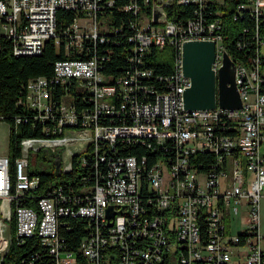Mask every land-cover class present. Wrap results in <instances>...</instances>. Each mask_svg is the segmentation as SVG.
<instances>
[{"label":"built area","instance_id":"built-area-1","mask_svg":"<svg viewBox=\"0 0 264 264\" xmlns=\"http://www.w3.org/2000/svg\"><path fill=\"white\" fill-rule=\"evenodd\" d=\"M149 1L154 2L128 0L123 6L139 14L128 38L133 65L112 78L102 73L96 50L108 32L97 15L114 0H0V36L11 40L15 56L38 55L49 39L57 46L61 41L66 53L93 52L87 58L55 61L53 76L29 79L18 99L19 105L34 112V121L42 124L46 136L20 140L14 182L8 152L0 156V263L12 243L35 238L54 256V264H157L166 255L176 264H264V236L259 232L264 191V0H242L236 7L234 21L246 14L254 22L250 41L254 48L247 60L232 59L223 42L226 10L221 7L231 0H172L170 7H197L184 26L171 13L153 24L152 11L141 10ZM210 4L219 8L211 20L203 14ZM60 9L78 13L61 36L56 24ZM191 40L214 42L216 72L225 52L235 63V78H243L240 109L184 108L183 92L190 81L180 69V58L182 44ZM168 44L177 52L172 73L159 78L167 89L157 91L142 83L152 71L142 67L139 57L150 46ZM56 86L62 89L59 102L53 99ZM71 86L88 92L87 106L77 108ZM121 114L129 123L104 122ZM20 121L14 120V130ZM148 139L162 149L151 165L146 155L116 156L118 143L144 144ZM51 149L58 152L61 173L72 170L74 159L86 165L91 158L96 166L106 164L107 171L96 170L101 180L86 196L71 197L58 188L33 198V205L23 204L25 198L32 200L40 183L38 175L29 173L43 168L42 155L36 153ZM199 152L212 156L208 171L202 169L204 162L191 160ZM239 206L244 227L232 236L231 210L237 214ZM108 207L114 212L111 219L106 216ZM64 216L85 218L92 229L80 245L83 263L60 238Z\"/></svg>","mask_w":264,"mask_h":264},{"label":"trees","instance_id":"trees-1","mask_svg":"<svg viewBox=\"0 0 264 264\" xmlns=\"http://www.w3.org/2000/svg\"><path fill=\"white\" fill-rule=\"evenodd\" d=\"M143 0H138L142 5ZM235 1V2H234ZM242 0H233L229 6H222V9L230 10L227 12L229 15L223 17V42L226 47L227 53L232 59L247 60L249 55L253 52L254 46L250 41L253 36L254 22L246 14L238 16L234 21L236 7ZM128 0H114V3L107 7L103 12L97 15V20L108 29L105 33L103 42H97V56L102 59L101 71L106 76L112 78L119 77L125 73L128 65L131 63L133 56V44L128 40L129 36L133 33L131 23L137 19L138 15L133 14L131 11L124 10L123 6ZM152 1L149 5L142 6L141 10L147 14H151ZM235 7V9H234ZM197 7L193 4H183L165 8L173 15L175 21L184 26L186 21L196 14ZM219 9L214 4H210L208 8L204 9L203 14L208 16V19L215 15V11ZM230 12V13H229ZM78 13L69 10L60 9L56 14L57 31L61 36V31L67 28L73 18ZM227 17V18H226ZM230 18V19H229ZM261 33L264 34V27L261 28ZM237 42H245L246 47L238 46ZM11 40L0 36V116L2 120L10 125L8 134V155L10 158V175L12 181L15 180V166L14 161L20 154V140L30 137L46 136L42 131V124L34 121V112L26 109L18 104V99L25 94V86L29 79L35 77H45L50 79L53 76V65L57 60L73 59V58H87L93 52L88 53H66L63 43L57 46L54 39H49L42 52L36 56H15L12 53ZM251 45V46H250ZM107 50H111L107 52ZM176 48L173 45H166L163 48L150 46L144 54L139 57L142 67L152 71L151 76L142 80L143 84H148L157 91L167 89L165 82L160 81L159 78H164L172 73L173 61L176 55ZM106 55L107 57H104ZM130 65H133L131 63ZM114 80L111 79L110 82ZM264 91V85H262ZM53 99L59 102L62 89L59 86L53 88ZM70 92L74 96V101L77 103L78 109L88 105V92L75 91L74 87H70ZM141 98L143 95L140 96ZM125 115V114H124ZM123 114L116 116L113 120L107 118L105 123L113 122L115 124L129 123V117ZM21 118L20 123L16 129H13L14 120ZM45 124V123H44ZM152 143V147L148 148V144ZM123 144V145H122ZM156 145L151 139L145 140V143L135 142L130 144L118 143L115 147L116 156L134 155L140 157L146 155L148 166L151 165L155 159L161 155L162 149L156 147V151H151ZM48 151H39L35 156L42 155V161L45 164L41 169L29 170L30 174L39 176V185L34 190L32 200L24 199L23 204L33 205V198L45 195L52 189L61 188L62 193L69 194L71 197L80 198L89 194L90 189L93 188L98 180L96 170L103 174L107 171V166L104 163H99L97 166L94 161L89 159L86 165L78 163V159H74L73 168L70 172L55 174L56 157L49 155L46 156ZM50 154V153H49ZM193 161H202L204 166L202 169L208 171L207 163L211 162L212 156L199 152ZM104 164V165H103ZM198 165H196L197 167ZM148 197H153L151 192H145ZM21 201V202H22ZM205 226H203V230ZM92 229L89 226L87 219L73 216H64L59 222V235L64 242L65 248L73 251L78 260L82 263L84 259L79 253L81 242L84 238L91 234ZM205 241L207 236L204 235ZM42 262V263H41ZM54 256H52L48 249L45 248L40 242H36L35 238L26 239L22 244L12 243L8 251L4 254L0 264H54ZM171 259L166 255L163 260L157 264H170ZM224 264V263H220Z\"/></svg>","mask_w":264,"mask_h":264},{"label":"water","instance_id":"water-1","mask_svg":"<svg viewBox=\"0 0 264 264\" xmlns=\"http://www.w3.org/2000/svg\"><path fill=\"white\" fill-rule=\"evenodd\" d=\"M172 0H154L152 4V22L157 25L166 17L165 7ZM182 71L190 81L183 92L184 108L188 111L212 110L216 106L235 110L241 108V98L236 89L235 63L225 52L223 64L217 70L212 68L215 44L211 40H191L182 44ZM36 56V55H25ZM55 174L59 175V157L55 154ZM114 215L112 207L106 209L107 219ZM111 225V222L109 223Z\"/></svg>","mask_w":264,"mask_h":264},{"label":"rangeland","instance_id":"rangeland-1","mask_svg":"<svg viewBox=\"0 0 264 264\" xmlns=\"http://www.w3.org/2000/svg\"><path fill=\"white\" fill-rule=\"evenodd\" d=\"M171 8V7H168ZM166 11V14L169 15L170 13ZM98 28V27H97ZM8 126L6 125V123H0V156H4L7 154L8 152ZM50 153V154H49ZM57 153V151H55L54 149L48 150V152H46V156L49 157V155H52L55 157V154ZM61 153V151H60ZM41 166L45 167L44 163L41 161ZM200 180L203 181V177L199 176ZM238 213L234 214L233 210H231V216L229 219V230L232 236H235L237 233H240L243 230V225L241 222H243L244 218L242 217L241 214V207H238ZM259 232L262 236H264V191L261 195V199L259 201ZM261 245L264 248V238L261 241ZM244 251H246L244 249ZM172 252V251H171ZM170 255H173V253H171ZM236 257L233 256V261H236ZM170 264H176V261L173 257H171V262Z\"/></svg>","mask_w":264,"mask_h":264},{"label":"bare ground","instance_id":"bare-ground-1","mask_svg":"<svg viewBox=\"0 0 264 264\" xmlns=\"http://www.w3.org/2000/svg\"><path fill=\"white\" fill-rule=\"evenodd\" d=\"M232 2H233V0H231ZM231 2V3H232ZM235 2V1H234ZM232 5H234L233 3H232ZM228 6H229V4H228ZM235 6V5H234ZM232 6H230V8H231ZM230 8L229 7H227V10L229 9L230 10ZM233 8V7H232ZM234 9H235V7H234ZM228 10V11H229ZM228 11H226V15L228 14L227 12ZM230 13V12H229ZM229 15H227V17H228ZM226 17V18H227ZM230 19V18H229ZM180 69L182 70V54H181V58H180ZM236 89H237V91H238V93H239V95H240V97H243V78H236Z\"/></svg>","mask_w":264,"mask_h":264},{"label":"crops","instance_id":"crops-1","mask_svg":"<svg viewBox=\"0 0 264 264\" xmlns=\"http://www.w3.org/2000/svg\"><path fill=\"white\" fill-rule=\"evenodd\" d=\"M261 199V198H260Z\"/></svg>","mask_w":264,"mask_h":264}]
</instances>
